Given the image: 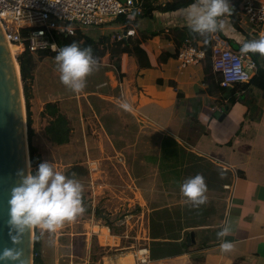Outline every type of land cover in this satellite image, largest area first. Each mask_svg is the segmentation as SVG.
<instances>
[{"label": "crops", "instance_id": "0c3cea01", "mask_svg": "<svg viewBox=\"0 0 264 264\" xmlns=\"http://www.w3.org/2000/svg\"><path fill=\"white\" fill-rule=\"evenodd\" d=\"M142 1L149 12L141 13L131 28L133 38L139 39V47L147 56L149 67H140L133 54L121 55L118 71L110 62L102 61L91 76L92 90L82 94L88 97L87 108L100 132L104 133L106 124L103 122L102 126L103 114L92 109L89 102L92 99L116 105L136 122L158 127L164 134L157 161L161 179L155 186L157 190L150 189L152 200L156 199L157 204L147 211L152 213L149 220L146 218L143 230L147 235L143 249L147 252L144 256L138 255L139 251L131 254L132 261L117 257L112 264H134L136 256L145 258L148 264H264L262 91L251 86L238 87L242 90V99H233L231 94L216 91L206 84L204 59L200 64L179 68L175 47L179 38L177 31L190 28L187 20L190 5L175 11H160L157 8L176 0ZM240 2L228 0L232 11L218 18L223 26L211 34L212 48L221 45L241 52L245 41L259 38L241 16ZM110 30L87 34L113 38L117 31L123 32ZM172 43L175 45L171 46ZM193 43L203 49L201 41ZM258 55L262 60L263 56ZM34 82L30 98L32 142L36 123L44 122L43 135L50 121L49 117H42L47 103L57 104L68 118L72 139V123L58 101L46 100L40 107L36 105ZM122 103L131 105V110L123 109ZM196 174L203 176L208 189L206 203L198 207L187 202L180 191L181 183ZM154 213L156 216L152 217ZM224 227H228V234L218 237L217 233ZM103 229L110 233L105 225ZM150 231L155 239L151 238ZM111 238L113 244L104 246L117 248L120 242ZM224 241L233 245L230 251L221 250ZM151 249L159 256L156 260L150 258ZM107 255L101 254L103 264Z\"/></svg>", "mask_w": 264, "mask_h": 264}, {"label": "rangeland", "instance_id": "374dc122", "mask_svg": "<svg viewBox=\"0 0 264 264\" xmlns=\"http://www.w3.org/2000/svg\"><path fill=\"white\" fill-rule=\"evenodd\" d=\"M34 58L37 61L33 85L36 105L40 107L46 100L58 101L74 130L69 145L57 147L43 137L44 122L36 123L32 144L36 146L37 162H51L62 173L77 164L86 168L88 176L79 180L83 185L82 195L93 210L109 220L112 229L110 233L103 229L105 221L93 214H81L51 233L33 228V238L35 231L41 235L43 262L103 264L102 252L109 255L105 264L114 263L117 257L132 261L131 254L142 250L147 238L143 230L146 218L149 220L152 213L147 211L157 204L156 199L152 200L150 189H156L161 179L157 161L164 134L158 127L136 122L116 105L92 99L89 101L92 109L103 114L102 126L103 122L106 124L104 133L100 132L87 108L88 97L82 96L92 90L91 76L98 71L97 66L86 77L84 89L73 93L60 82L54 56L37 59L34 55ZM111 237L120 242L117 248L104 246L113 244Z\"/></svg>", "mask_w": 264, "mask_h": 264}, {"label": "clouds", "instance_id": "9594fccd", "mask_svg": "<svg viewBox=\"0 0 264 264\" xmlns=\"http://www.w3.org/2000/svg\"><path fill=\"white\" fill-rule=\"evenodd\" d=\"M231 11L228 0H196L187 10L188 26L200 35L213 34L223 26L222 22L218 23V18L230 15ZM240 51L242 54L258 53L264 56V36L245 41ZM54 60L60 82L73 93L84 89L86 77L98 63L91 48H82L77 42L59 48ZM121 107L131 110L128 103H122ZM17 175L20 176V181L11 188L7 201L8 235L13 247L0 251V264H17L21 256L17 246L26 231L39 228L55 232L65 222L74 220L85 211L82 201L83 185L78 179L57 171L51 162L39 163L34 172L29 164L26 170ZM180 191L194 207L207 201V185L200 174L181 183ZM228 232V227H224L217 236L224 237ZM232 247L227 241L220 245L222 251H230Z\"/></svg>", "mask_w": 264, "mask_h": 264}, {"label": "built area", "instance_id": "2783aa9c", "mask_svg": "<svg viewBox=\"0 0 264 264\" xmlns=\"http://www.w3.org/2000/svg\"><path fill=\"white\" fill-rule=\"evenodd\" d=\"M239 12L254 33L264 36V2L241 0ZM141 13V5L136 0H0V29L6 42L16 49V58L25 50L32 55L57 53L55 34L73 36L77 32L101 33L121 29L123 32L117 31L114 39L133 37L131 25ZM204 58L203 49L189 40L176 51L181 69L200 64ZM211 63L214 72L220 75L219 83L211 88L219 92L245 87L257 71V64L251 56L221 45L213 46ZM146 252L142 249L138 254L144 256ZM135 258L134 264L148 262L145 258Z\"/></svg>", "mask_w": 264, "mask_h": 264}, {"label": "trees", "instance_id": "16d2710c", "mask_svg": "<svg viewBox=\"0 0 264 264\" xmlns=\"http://www.w3.org/2000/svg\"><path fill=\"white\" fill-rule=\"evenodd\" d=\"M196 0H176L174 3L165 5L162 8H157L160 11H175L184 7H187L194 3ZM138 3L141 5L142 15L143 13H147L148 8L145 7V3L143 5L142 0H137ZM120 23H124L123 20L119 19ZM179 38L178 44L175 45L176 48L186 40H190L192 42L201 41L203 43V51L205 53V72H206V84L216 86L217 83L220 81V76L213 72L212 63H211V53H212V37L211 34L200 35L198 33L193 32L190 28H185L183 30L177 31ZM55 42L58 46V49L71 44L72 42H77L82 48L88 47L91 48L92 54L94 58L97 60L98 63L102 61H108L111 65L115 68L116 71L120 68V57L123 54H133L138 62L140 67H149V62L145 52L140 49L139 47V39L133 37H128L127 39L116 40L112 38L111 35H90L83 32H77L73 36H64L62 34H55L54 35ZM57 53H49V52H41L37 54L38 58L41 59L48 56H54ZM253 60H255L257 64V71L256 74L252 77L250 82L246 86H251L255 89L262 91V95L264 96V56L261 60L259 55L256 53H251L250 55ZM17 65L19 66L20 72V81L22 85V93L24 99V106L26 112V134H27V144H28V161L34 172L37 168V150L32 144V120H31V111H30V98H31V85L34 81V73L37 67V61L34 58V55L30 54L27 50L23 53L19 54L16 57ZM97 63V64H98ZM231 90L230 92H223L231 94V98L233 99H242V90L246 87H241V89ZM222 111H225L222 109ZM47 116L50 118L48 125L43 130V136L50 142L53 146H64L70 142L72 128L70 126V122L68 118L60 111L57 104L55 103H47L44 105V110L42 112V117ZM171 142V141H169ZM174 144L173 142H171ZM66 176L70 178H75L78 180L84 179L88 176V171L81 165H73L64 173ZM73 174L74 177H73ZM83 206L85 208L84 213L93 215L105 221V226L111 229V223L106 218L101 217L99 212L95 210L92 212L90 205L87 203L85 196L82 195ZM156 213L152 215L155 217ZM152 221V220H151ZM154 231V230H153ZM150 235L152 239L153 237L152 231H150ZM155 244V243H154ZM157 244V243H156ZM157 253L150 250V258L152 260H156ZM33 264H44L43 259L41 257V235L35 231L34 238H33Z\"/></svg>", "mask_w": 264, "mask_h": 264}, {"label": "water", "instance_id": "95a60500", "mask_svg": "<svg viewBox=\"0 0 264 264\" xmlns=\"http://www.w3.org/2000/svg\"><path fill=\"white\" fill-rule=\"evenodd\" d=\"M19 66L12 57L0 29V251L13 247L8 235V204L12 187L20 181L18 172L28 165V144ZM17 264H33V230L17 246Z\"/></svg>", "mask_w": 264, "mask_h": 264}, {"label": "bare ground", "instance_id": "6f19581e", "mask_svg": "<svg viewBox=\"0 0 264 264\" xmlns=\"http://www.w3.org/2000/svg\"><path fill=\"white\" fill-rule=\"evenodd\" d=\"M7 45H8V49H9V51H10V54H11V56L13 57V56H14V53H15V51H16V49L14 48V46H12V45H10V44H8V43H7Z\"/></svg>", "mask_w": 264, "mask_h": 264}]
</instances>
